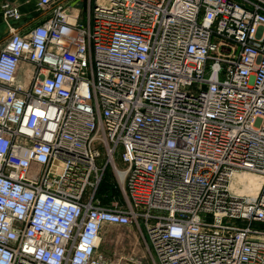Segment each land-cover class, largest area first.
I'll list each match as a JSON object with an SVG mask.
<instances>
[{
	"label": "built area",
	"instance_id": "obj_1",
	"mask_svg": "<svg viewBox=\"0 0 264 264\" xmlns=\"http://www.w3.org/2000/svg\"><path fill=\"white\" fill-rule=\"evenodd\" d=\"M79 1L1 3L0 264H264V0Z\"/></svg>",
	"mask_w": 264,
	"mask_h": 264
},
{
	"label": "rangeland",
	"instance_id": "obj_2",
	"mask_svg": "<svg viewBox=\"0 0 264 264\" xmlns=\"http://www.w3.org/2000/svg\"><path fill=\"white\" fill-rule=\"evenodd\" d=\"M72 1L74 0H70V2ZM79 3H83V0H80ZM118 163L119 165L122 164L120 160H118ZM243 178H246L250 184L247 191L252 195L256 194L259 188V182L256 175L247 174ZM105 181L108 186H111L113 183L115 186H118L117 178L113 173L112 167L108 168L105 175ZM243 183L245 186L246 181ZM109 192L110 198H108L105 202H109L116 197H121L120 191L115 194H112L111 191ZM100 250L111 258H115L120 255L132 257L133 259H128L130 260L128 261L129 264H158L144 243V240L141 237V232L135 226H105L102 231Z\"/></svg>",
	"mask_w": 264,
	"mask_h": 264
},
{
	"label": "crops",
	"instance_id": "obj_3",
	"mask_svg": "<svg viewBox=\"0 0 264 264\" xmlns=\"http://www.w3.org/2000/svg\"><path fill=\"white\" fill-rule=\"evenodd\" d=\"M4 0H0V45L3 43L6 37L7 27L3 21L2 7L1 3ZM16 2L24 15L21 21L22 30L35 25L40 18V14L37 10V0H12Z\"/></svg>",
	"mask_w": 264,
	"mask_h": 264
},
{
	"label": "trees",
	"instance_id": "obj_4",
	"mask_svg": "<svg viewBox=\"0 0 264 264\" xmlns=\"http://www.w3.org/2000/svg\"><path fill=\"white\" fill-rule=\"evenodd\" d=\"M112 194H115L116 192L118 193L120 190L118 188V186H115L114 183L111 186H108L105 178L102 181V183L100 184L99 188H98V195L99 197L102 198V200L105 202L108 200V198H110V192Z\"/></svg>",
	"mask_w": 264,
	"mask_h": 264
},
{
	"label": "bare ground",
	"instance_id": "obj_5",
	"mask_svg": "<svg viewBox=\"0 0 264 264\" xmlns=\"http://www.w3.org/2000/svg\"><path fill=\"white\" fill-rule=\"evenodd\" d=\"M244 176H242V175H238L237 176V178L236 179H238V180H236V181H247L246 182V184H245V186H244V188L241 190L242 192H248L247 190H248V187L250 186V184H249V181L246 179V178H243ZM257 178H258V182H259V187H260V180H259V177L258 176H256Z\"/></svg>",
	"mask_w": 264,
	"mask_h": 264
}]
</instances>
